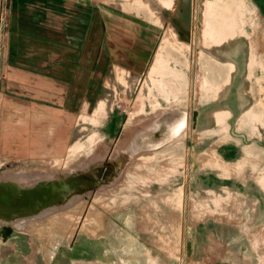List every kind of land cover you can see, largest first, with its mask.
Instances as JSON below:
<instances>
[{
    "label": "rangeland",
    "instance_id": "obj_1",
    "mask_svg": "<svg viewBox=\"0 0 264 264\" xmlns=\"http://www.w3.org/2000/svg\"><path fill=\"white\" fill-rule=\"evenodd\" d=\"M93 1L138 9L163 25L186 22L156 28L155 54L139 57L135 68L127 63L126 47L110 45L112 53L122 50L115 52L105 87L82 112L63 156L18 160L0 151V177L17 175L28 183L75 172L109 154L110 159L130 154L118 175L92 197L15 223L13 241L21 243L20 252L6 248L3 256L19 264H102L100 235L115 229L108 213L137 207L145 218L140 234L157 250H137L129 230L136 222L126 214L117 230V237H124L123 264H185L186 242L195 235L189 228L209 224L219 213H225L220 219L235 221L229 212L244 207V188L260 190L255 182L261 162L264 173V0ZM4 20L0 13V32ZM218 103L240 106L234 121L219 112L216 121L210 116L194 131L193 111L212 112ZM3 113L0 106V130ZM234 135L250 136L234 146ZM259 138L262 150H249L247 143ZM202 234L206 239L208 233Z\"/></svg>",
    "mask_w": 264,
    "mask_h": 264
},
{
    "label": "crops",
    "instance_id": "obj_2",
    "mask_svg": "<svg viewBox=\"0 0 264 264\" xmlns=\"http://www.w3.org/2000/svg\"><path fill=\"white\" fill-rule=\"evenodd\" d=\"M94 2L0 0V13L6 22L0 32L4 47L0 54V106L6 116L0 130V151L18 160L63 156L76 135L82 112L94 106L105 87L110 61H114L115 52L120 53L117 50L121 48L112 53L110 45L126 47L131 55L127 63L135 68L139 57L149 60L155 54L156 28L183 27L186 22L163 25L147 14L146 18L140 16L138 9ZM140 31L145 35H139ZM217 106L212 112L199 110L196 129L219 112H228L227 119L233 122L240 107ZM249 136L234 135V146L246 143ZM245 147L243 144V151ZM247 147L262 150V139L247 143ZM263 174L261 162L255 182L260 190L244 188V207L229 212L237 216L235 221L220 219L225 213H219L209 224L189 228L195 235L186 242L185 264H264ZM14 233L7 242H0V264L20 263L3 256L6 248L20 252L21 243L13 241ZM64 236L63 230L61 238Z\"/></svg>",
    "mask_w": 264,
    "mask_h": 264
},
{
    "label": "water",
    "instance_id": "obj_3",
    "mask_svg": "<svg viewBox=\"0 0 264 264\" xmlns=\"http://www.w3.org/2000/svg\"><path fill=\"white\" fill-rule=\"evenodd\" d=\"M199 110L193 111L192 127L197 128ZM129 152V151H128ZM130 155V154H129ZM128 154L116 159L94 161L83 169L34 183L22 182L17 175L0 177V235L7 242L18 221L36 217L51 208H62L72 201L95 193L118 175Z\"/></svg>",
    "mask_w": 264,
    "mask_h": 264
},
{
    "label": "flooded vegetation",
    "instance_id": "obj_4",
    "mask_svg": "<svg viewBox=\"0 0 264 264\" xmlns=\"http://www.w3.org/2000/svg\"><path fill=\"white\" fill-rule=\"evenodd\" d=\"M116 135H119V133ZM96 192L95 193H88L84 198H89L90 196L92 197L93 195L96 194ZM62 208H59V209H62ZM54 210L56 211L58 209L51 208V209L46 210L44 213L54 211ZM108 214L111 215V219H109V222H110L109 225H110V227H115V229L113 228L111 230H107V232H104L103 234L100 235L99 242H98V244H99V250L98 251L100 253L99 254L100 261L99 262H101L102 264H109V263L123 264V258L121 255L123 248H121L122 244H119V243H121V241L124 239V237H117L118 236L117 230H118L119 226H123L122 222H123L124 217H126V214H131V218L136 222L135 224H133L134 228L129 229V230H131V232H132L130 234V236L133 239H135V241L137 242V247H136L137 250L140 251L139 248H141V250H144L145 252L157 250L156 249L157 247L155 245H151L150 242L145 239V236L140 234L142 229L138 228V226L143 227V225H144L143 222H144L145 218L142 216L143 214L140 213L139 208L132 207L130 209H124V208L123 209H117V210L113 211V214H111V213H108ZM105 221H107V219ZM105 225H107V224H105ZM13 227H14V225H13ZM113 230H114L115 234H114V232H112ZM14 231H15V227H14ZM14 231H13V233H14ZM133 232H134V234H133ZM13 233H12V235H13ZM122 236H123V234H122ZM113 237L117 238L116 239L117 241L115 240L114 245L112 242ZM139 251H135V253H134V255H136V258H141ZM87 252H89V251H87ZM89 256L91 258L95 257V256H91V255H89ZM157 256L162 258L163 255L161 252H159V253H157ZM163 258H164V256H163ZM150 261L151 260L149 259V262ZM164 261H165V259H162V263H164Z\"/></svg>",
    "mask_w": 264,
    "mask_h": 264
}]
</instances>
